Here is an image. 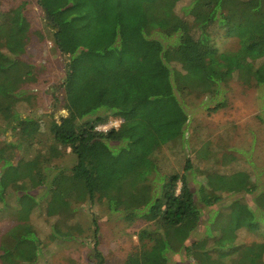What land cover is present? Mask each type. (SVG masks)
Listing matches in <instances>:
<instances>
[{"label": "trees", "instance_id": "trees-1", "mask_svg": "<svg viewBox=\"0 0 264 264\" xmlns=\"http://www.w3.org/2000/svg\"><path fill=\"white\" fill-rule=\"evenodd\" d=\"M36 1L53 29L54 48L69 58L63 79L67 114L50 115L43 133L42 116L17 111L19 103L32 104L38 96L25 88L37 81V66L21 55L30 23L23 6L0 14V112L12 114L3 132L13 133V156L23 150L32 155L17 162L0 158L5 178L14 181L11 187L0 181V204L7 205V192L14 189L15 220L27 225L44 203L47 215L58 218L51 239L71 241L84 233L74 220L80 208L105 197L110 212L146 223L138 233L140 247L126 264H170L172 253H185L200 264H224L225 258L233 264H264V240L237 243L239 231L257 233L264 223V192L255 200L259 212L236 200L226 213L217 212L223 220L214 235L208 227L205 238L187 245L201 220L199 203L213 207L222 198L202 192L197 200L187 179L190 160L182 174L163 175L162 170V154L184 141L189 122L177 93L202 95L234 75L249 86L264 85V0H189L183 11L192 18L191 27L176 13L180 0ZM213 29L235 38L237 50L219 52ZM154 33L179 34L190 66L172 68L163 42L151 38ZM238 63L229 76L226 65ZM112 119L121 121L117 128L97 131ZM37 136L42 141L34 144ZM68 149L76 159L65 168L57 161ZM19 224L1 237L2 264L30 263L41 254L37 234ZM97 257L102 264L103 256Z\"/></svg>", "mask_w": 264, "mask_h": 264}, {"label": "rangeland", "instance_id": "rangeland-1", "mask_svg": "<svg viewBox=\"0 0 264 264\" xmlns=\"http://www.w3.org/2000/svg\"><path fill=\"white\" fill-rule=\"evenodd\" d=\"M188 3L189 0H180L176 13L179 19L191 27L192 18L186 16L183 11ZM20 6L24 7L23 14L30 23V40L23 46L22 59L36 65L38 69L37 81L27 84L25 88H29L30 93L38 96L32 104L19 103L16 109L22 116L36 118L42 116L41 132L46 133L51 121L50 115L59 119L67 114L63 110V79L68 71L69 58L54 48L53 29L36 0H0V14L10 13L8 11ZM212 36L215 48L219 52L237 50V40L229 37L226 31L213 29ZM151 38L163 42L165 61L172 68L184 71L190 66V62L186 60L189 53H185L179 34L166 36L154 33ZM238 67L239 63L227 64L229 76ZM219 86V89L202 95L177 93L189 115V122L186 125L184 141L172 145L170 150L172 153L166 150L162 154L166 158L162 166L165 173L163 175L174 172L182 174L186 160L191 161L193 169L187 172V179L198 201H201L202 190L208 179L215 183L216 189L209 188L205 192L218 194L222 198L213 207L199 203L201 220L191 232L187 245L205 238L208 235V227L212 234L217 231L223 220L217 212L226 213L227 206L236 200L243 201L255 212H259L255 200L264 192V85L258 86L252 83L249 86L239 80L238 75H234L227 84L220 83ZM219 103H222L228 111L224 110L223 116L208 119L206 115L210 107L215 108ZM11 118V112L1 110L0 158L17 162L21 156L29 158L32 155L28 154L27 150H23L17 157L13 156L10 147V143L15 141L13 133L10 130L3 132ZM227 118H235V125L230 123L227 127L228 131L222 130L226 137L224 138L223 135H218L217 126ZM120 122L118 119L109 121L114 128H117ZM229 132L233 137L229 136ZM221 136L222 138L217 139ZM44 139L46 137H43ZM41 141L42 138L37 136L34 137L33 143L39 144ZM75 159L68 149L66 156L57 162L62 167L70 168ZM1 166L2 164H0V181L9 182L11 187L14 181L11 178L7 181ZM239 189L241 190L236 191ZM39 192L41 190L34 191L35 194ZM7 194V205L0 204V240L6 232L19 224L14 216L18 209L17 193L9 188ZM107 200L105 197H99L94 203L88 202L80 208L74 220L81 224L84 233L80 239L71 241L51 239L52 227L58 218L49 217L42 203L32 214L27 225L19 224L24 232L34 231L42 243L39 258L23 264H99L97 254L103 256L102 264H126L128 256L137 252L140 247L138 233L146 223L141 219L127 220L123 213L110 212ZM263 238L264 223L257 233H249L245 229L239 231L237 243L240 245L261 243ZM258 251L263 258V249ZM170 257V264H200L194 258H188L185 253H172ZM225 259L224 264H233L232 259Z\"/></svg>", "mask_w": 264, "mask_h": 264}, {"label": "crops", "instance_id": "crops-1", "mask_svg": "<svg viewBox=\"0 0 264 264\" xmlns=\"http://www.w3.org/2000/svg\"><path fill=\"white\" fill-rule=\"evenodd\" d=\"M220 87V86H219ZM220 92V91H219ZM232 108H233V106L232 105H230ZM210 111H208L207 112V117H208V119H212L214 116H223L224 114V110H226V111H228L227 109H225L224 108V106H223V104L222 103H219V104H217L216 105V107L215 108H212V107H210V109H209ZM235 118H227V119H225V120H223V122L222 123H220L218 126H217V132H218V135H223V137L224 138H226L225 136H224V131H222V130H226V131H228V129H227V127H228V125L230 124V123H232V125H235ZM121 123V122H120ZM216 128V127H215ZM214 128V129H215ZM221 131V132H220ZM230 134H229V136L230 137H233L232 136V133L231 132H229ZM212 134V132L210 133V135ZM220 138H222V136L221 137H218L217 139H220ZM212 177H213V175H212ZM212 184H214L215 185V183L214 182H212L210 179H208V181H207V184H205L204 185V187L205 188H203V192H205V190L207 191L209 188H211L212 187Z\"/></svg>", "mask_w": 264, "mask_h": 264}, {"label": "built area", "instance_id": "built-area-1", "mask_svg": "<svg viewBox=\"0 0 264 264\" xmlns=\"http://www.w3.org/2000/svg\"><path fill=\"white\" fill-rule=\"evenodd\" d=\"M112 128H114V125L112 123H109V124L101 125V126L97 127L96 129H97V131L107 132V131L111 130Z\"/></svg>", "mask_w": 264, "mask_h": 264}, {"label": "water", "instance_id": "water-1", "mask_svg": "<svg viewBox=\"0 0 264 264\" xmlns=\"http://www.w3.org/2000/svg\"><path fill=\"white\" fill-rule=\"evenodd\" d=\"M66 55V54H65ZM66 56H68V55H66Z\"/></svg>", "mask_w": 264, "mask_h": 264}]
</instances>
